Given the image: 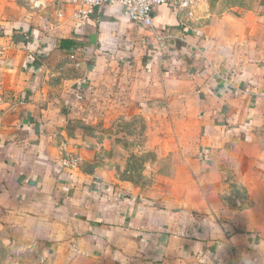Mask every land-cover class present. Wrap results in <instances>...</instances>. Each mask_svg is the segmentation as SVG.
I'll return each mask as SVG.
<instances>
[{
    "label": "crops",
    "instance_id": "1",
    "mask_svg": "<svg viewBox=\"0 0 264 264\" xmlns=\"http://www.w3.org/2000/svg\"><path fill=\"white\" fill-rule=\"evenodd\" d=\"M216 1L157 7L179 37L161 47L121 5L80 21L70 0H0V215L44 264H264V0ZM135 116L137 151L177 160L161 199L122 178L133 151L103 130Z\"/></svg>",
    "mask_w": 264,
    "mask_h": 264
},
{
    "label": "rangeland",
    "instance_id": "2",
    "mask_svg": "<svg viewBox=\"0 0 264 264\" xmlns=\"http://www.w3.org/2000/svg\"><path fill=\"white\" fill-rule=\"evenodd\" d=\"M232 1L217 0L216 3L214 2V6L218 10H223L222 8H226V3L228 5ZM238 2L244 8L250 9L256 6L258 1L241 0ZM145 124L146 120L143 117L135 116L131 118V122H126L121 129L116 127L103 130L105 136L113 137L119 134L122 142L121 147H130L135 153H132L134 156L130 154L129 160L127 158L124 160V154H118L121 159H116V161L121 163L124 168L121 174L122 178L134 181L140 194L144 197L157 200L166 196L170 191L172 186L170 180L173 177L177 160L172 156L159 158L157 151L154 149H145L146 152L137 151L138 149L141 150L139 145H142L144 140ZM97 130L90 126L79 127V131L88 137L98 136ZM129 136L132 138V142L126 140ZM7 216L8 213L0 215V264H44V259L40 255V244L26 236L27 233L31 234L30 231L24 228L23 225L18 226L15 223H9L8 220L12 218L10 215Z\"/></svg>",
    "mask_w": 264,
    "mask_h": 264
},
{
    "label": "built area",
    "instance_id": "3",
    "mask_svg": "<svg viewBox=\"0 0 264 264\" xmlns=\"http://www.w3.org/2000/svg\"><path fill=\"white\" fill-rule=\"evenodd\" d=\"M209 1L210 0H70V3L74 6L73 16L80 21L90 19L91 15L98 7L121 5L127 10L129 19L136 26L146 31L142 37V41L145 45L157 44L164 47L179 39V37L165 27L155 24V9L162 5L169 4L174 6L184 17L191 18L195 15L196 10L201 9L202 6ZM30 2L34 9L43 7L42 0H30ZM125 44L130 46L128 43ZM63 163L66 167L73 169L78 167L80 159L74 155H68Z\"/></svg>",
    "mask_w": 264,
    "mask_h": 264
},
{
    "label": "trees",
    "instance_id": "4",
    "mask_svg": "<svg viewBox=\"0 0 264 264\" xmlns=\"http://www.w3.org/2000/svg\"><path fill=\"white\" fill-rule=\"evenodd\" d=\"M65 43H67V40H63V41H62V44H65Z\"/></svg>",
    "mask_w": 264,
    "mask_h": 264
}]
</instances>
